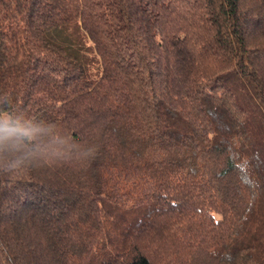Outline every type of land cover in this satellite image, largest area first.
Returning <instances> with one entry per match:
<instances>
[{
    "label": "trees",
    "instance_id": "obj_1",
    "mask_svg": "<svg viewBox=\"0 0 264 264\" xmlns=\"http://www.w3.org/2000/svg\"><path fill=\"white\" fill-rule=\"evenodd\" d=\"M0 264H264V0H0Z\"/></svg>",
    "mask_w": 264,
    "mask_h": 264
},
{
    "label": "clouds",
    "instance_id": "obj_2",
    "mask_svg": "<svg viewBox=\"0 0 264 264\" xmlns=\"http://www.w3.org/2000/svg\"><path fill=\"white\" fill-rule=\"evenodd\" d=\"M37 130L22 126L18 122H12L7 115H0V140L31 139Z\"/></svg>",
    "mask_w": 264,
    "mask_h": 264
}]
</instances>
